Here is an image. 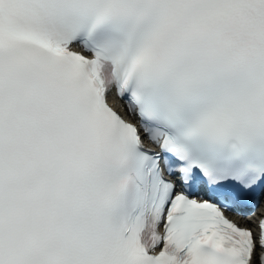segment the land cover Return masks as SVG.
Returning <instances> with one entry per match:
<instances>
[{
  "label": "snow or ice",
  "instance_id": "1",
  "mask_svg": "<svg viewBox=\"0 0 264 264\" xmlns=\"http://www.w3.org/2000/svg\"><path fill=\"white\" fill-rule=\"evenodd\" d=\"M0 264H264V0H0Z\"/></svg>",
  "mask_w": 264,
  "mask_h": 264
}]
</instances>
